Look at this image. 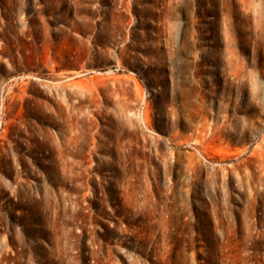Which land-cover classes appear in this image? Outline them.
<instances>
[{
    "label": "rangeland",
    "instance_id": "1",
    "mask_svg": "<svg viewBox=\"0 0 264 264\" xmlns=\"http://www.w3.org/2000/svg\"><path fill=\"white\" fill-rule=\"evenodd\" d=\"M0 264H264V0H0Z\"/></svg>",
    "mask_w": 264,
    "mask_h": 264
}]
</instances>
